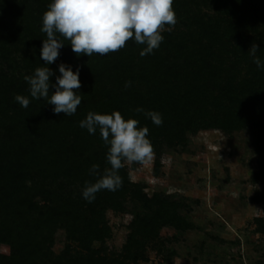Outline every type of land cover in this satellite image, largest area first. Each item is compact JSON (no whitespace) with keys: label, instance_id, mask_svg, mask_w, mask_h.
Masks as SVG:
<instances>
[{"label":"trees","instance_id":"obj_1","mask_svg":"<svg viewBox=\"0 0 264 264\" xmlns=\"http://www.w3.org/2000/svg\"><path fill=\"white\" fill-rule=\"evenodd\" d=\"M191 1L199 12L174 0L176 28L163 32L160 47L144 57V46L134 40L91 57H77L65 40L49 67L53 82L61 63L73 71L81 67L76 91L82 103L76 114L66 116L54 114V106L42 98L31 99L24 79L46 66L40 60L47 38L41 28L52 0H0V244L11 248L9 254L0 251V264H130L143 255L140 232L149 235L168 224L191 227L174 203L161 194L149 197L130 182L124 168L117 191L102 190L91 203L83 198L86 183L97 179L90 175L91 166L110 167L99 130L90 135L79 126L89 112L118 110L125 118L139 119V126L149 128L154 148L163 142L181 144L188 132L200 129L247 127L264 152V70L249 53L256 44V55L264 60V0H212L222 14L207 20L198 1ZM234 63L247 65L249 72L238 76ZM17 94L30 98L28 108L15 101ZM137 108L159 112L163 124L154 125ZM127 196L140 200L143 211L135 214L124 252L108 256L95 243L110 232L106 211L122 210ZM259 199L264 203V189ZM258 222L264 230V219ZM59 229L66 233V244L57 254Z\"/></svg>","mask_w":264,"mask_h":264},{"label":"rangeland","instance_id":"obj_2","mask_svg":"<svg viewBox=\"0 0 264 264\" xmlns=\"http://www.w3.org/2000/svg\"><path fill=\"white\" fill-rule=\"evenodd\" d=\"M182 1L187 10L199 12L191 0ZM197 1L208 14L206 20L222 14L219 2ZM233 66L238 76L249 72L247 65ZM256 139L247 127L200 129L188 132L181 144L160 143L145 164H126L132 184L149 197L163 195L191 224L186 230L168 224L149 235L140 232L143 255L130 264H264V230L258 222L264 219V203L259 199L264 189V152ZM123 206L106 211L110 232L104 242L95 243L108 256L124 252L135 214L143 211L142 202L131 196L124 198ZM55 237L53 249L58 254L65 247L66 233L59 229ZM0 251L9 254L11 248L0 244Z\"/></svg>","mask_w":264,"mask_h":264},{"label":"clouds","instance_id":"obj_3","mask_svg":"<svg viewBox=\"0 0 264 264\" xmlns=\"http://www.w3.org/2000/svg\"><path fill=\"white\" fill-rule=\"evenodd\" d=\"M174 0H52L42 17L41 31L46 39L40 50V60L44 67H38L24 79L29 85L30 98L47 101L56 115L64 113L73 116L82 103L80 71L77 66L61 63L55 81L51 79L54 71L49 67L60 55L67 40L77 57L94 53L107 55L125 47L126 42L134 40L144 46L140 56L152 54L164 40L165 31H171L177 22ZM168 26V27H165ZM258 46L253 44L249 50L253 63L264 70V60L256 55ZM126 82L125 87H130ZM54 89V91H53ZM51 91V96L49 95ZM30 98L21 94L14 99L21 107L28 108ZM137 113L144 112L142 108ZM156 126L163 124V117L157 111H147ZM137 118H125L120 111L108 114L89 112L79 122L82 129L90 135L99 134L108 147L106 161L110 165L101 171L99 164H93L90 175L95 182L86 183L82 190L83 198L91 203L102 190L115 192L123 185L119 170L126 164H145L153 158L154 147L148 136L149 128L139 126Z\"/></svg>","mask_w":264,"mask_h":264}]
</instances>
